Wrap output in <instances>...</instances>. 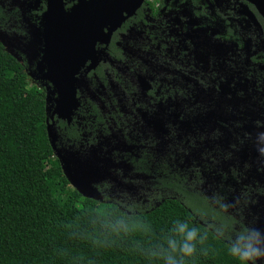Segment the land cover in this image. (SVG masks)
Instances as JSON below:
<instances>
[{"label": "flooded vegetation", "instance_id": "flooded-vegetation-1", "mask_svg": "<svg viewBox=\"0 0 264 264\" xmlns=\"http://www.w3.org/2000/svg\"><path fill=\"white\" fill-rule=\"evenodd\" d=\"M98 1L61 0V10L70 12L77 8V17L64 15L67 22L90 17ZM102 1L115 7L108 13L119 12L123 19L111 31L103 28L94 45L93 59L85 58L88 45L83 52V41L67 42L65 50L72 54L68 59H60L72 70L69 89L73 88L74 93L64 105L65 109H61L63 116L56 111L57 90L41 77L53 90L49 120L58 134L56 141L52 138L53 146L50 144L53 154H57L58 162L60 158L65 161L73 179L94 185L93 181L100 182L105 176H111L105 172L108 166L105 162L124 153L125 145L128 151L137 154L138 158L133 160L136 170L147 173L158 160L153 159V152L160 151V146L166 147L161 138L173 132L182 134L185 127L193 128L195 132L187 140L199 135L196 138L202 146L192 150L196 163L189 173L161 164L156 172V191L146 194L147 199L155 195L159 200L157 204L125 205L106 198L101 201L114 203L127 213H138L163 200L175 199L185 206L192 205L197 210L194 216L198 222L206 220L217 224L231 240L235 225L249 229L247 221L226 213L221 198L240 192L243 196L240 204H243V199L249 196L250 187L245 185L247 164L232 152L233 146L239 147L247 141L243 134L240 141L236 137L238 130L245 132V109L257 105L259 111L253 113V117L257 120L264 116V16L257 7L264 0ZM137 1L141 2L131 10L130 6ZM79 2L83 5L81 9ZM50 3L51 0L47 7V0H0V31L19 53L34 55L25 56L24 62L17 59L24 68L25 63L34 66L37 57L34 67L45 69L43 58L61 49L63 42L56 38L57 31H50L53 26L43 18ZM48 18L56 22L61 16ZM58 33L60 37L64 32ZM137 34H141L143 40H138ZM121 86L123 95L119 94ZM39 87L46 93L44 86ZM172 97L181 106L185 101L194 106L192 111H182L181 115L177 108L169 113V117L176 119L175 124L166 117L167 100ZM127 98L132 100L133 106H129L126 116L119 102L127 108ZM206 114L213 124L209 128H196L200 124L193 119H203ZM108 119L118 120L124 129L127 135V141L123 139L124 146H120V142L116 146L118 142H114L110 134L105 136ZM205 133H209L208 143H203ZM233 133L237 141L234 144L230 139ZM62 172L71 184L68 185L76 189L63 169ZM253 181L259 183V192L253 195H264V184L260 180ZM206 182H210L211 187ZM92 187L102 197L98 186ZM213 210L231 219L230 224L208 217V212Z\"/></svg>", "mask_w": 264, "mask_h": 264}, {"label": "trees", "instance_id": "trees-1", "mask_svg": "<svg viewBox=\"0 0 264 264\" xmlns=\"http://www.w3.org/2000/svg\"><path fill=\"white\" fill-rule=\"evenodd\" d=\"M45 107L44 89L0 42V264H249L190 204L167 199L127 213L70 187L49 160ZM208 217L231 222L214 210Z\"/></svg>", "mask_w": 264, "mask_h": 264}, {"label": "rangeland", "instance_id": "rangeland-1", "mask_svg": "<svg viewBox=\"0 0 264 264\" xmlns=\"http://www.w3.org/2000/svg\"><path fill=\"white\" fill-rule=\"evenodd\" d=\"M48 3L49 0H47V7H48ZM60 5L63 6L61 3ZM141 36H142L141 34H137L138 40H143ZM0 37L8 47L9 51H11L15 55V57L20 61L24 62L23 58L25 56L28 57L34 56V55H25L27 53H22V54L19 53L20 51L12 47L10 41L8 40V37L1 31H0ZM129 40L130 39H128V41ZM35 62H34V66H35ZM30 65L31 63H25V68L29 74V77L31 78L32 83L38 86L39 85L44 86L46 89V95H47L46 114L43 118V121L45 122L46 127L49 126L50 134L52 138L55 139L56 141L58 137L57 129L56 127H54L53 124H51L49 120L50 109L52 106L51 96L53 90L49 86V84L46 83L41 78L42 70H44L43 67L37 70L36 67ZM120 93L122 95L124 93L122 86L119 88V94ZM171 99L167 100L166 117L168 118L169 121H173L175 124L176 119H174L173 117H169L168 115L169 113L174 112V110L177 108V113L181 115L182 111L185 112L192 111L194 106L189 101H185L181 106L177 99L173 97ZM126 102L128 103L127 108L121 105V101L119 102L121 107V112L125 115L127 114L126 111H128L129 106L130 107L133 106L132 100L130 98L129 99L127 98ZM109 109L110 106L108 105L107 110ZM257 111H259V107L257 105L250 106L245 109V113L247 114L245 120L247 122L245 126V132L238 130L236 137L238 138V141H240V136L243 134V136L247 138V141L244 143V145H240L239 147L233 146L234 151L232 152V155L237 153L238 156H241L242 160L247 164L248 169H246L247 171L245 173V177H246L245 185L250 187L248 188L249 196L243 199V204H240L241 197L243 198L240 192L237 194L228 195L225 197L226 199L221 198L222 202H224V209L227 214H231L236 219L239 218L240 220L242 219L243 221L248 222L249 229L247 230L239 229L238 227L236 228L237 225H235L234 230L236 231L234 234L231 235L232 236L231 242H233L234 244H239V246L243 250L244 256L252 249L260 248V245L264 244V240L262 238L264 237V195L262 196L253 195V193L259 192V187H257L259 183L253 180H257V181L260 180L261 183L264 184V116H262L263 117L262 119L256 120L253 117V113L256 114ZM106 114L108 115L109 113ZM126 116L124 118H126ZM206 116H208V114H206L203 117V119H199V118L193 119L194 123L200 124L196 128H201V127L209 128L210 124H213L211 123V118H208ZM201 121H203V124H201ZM142 123H144V119H142ZM107 126L108 127L104 131L105 136H107V134H110L112 137H114V142H118V144H115L116 146L119 145V142H120V146H124L125 144L123 143V139L127 141V135L125 134V131L124 129H122L118 120L108 119ZM255 128H258V131H256ZM194 132L195 130L193 128L185 127L183 128L182 134H177L176 132H173L172 133L173 135H168L166 136V138L160 137L163 144L166 147L160 146L159 147L160 151L159 150L155 151L156 154L153 152L154 155L153 159H158V160L155 163H153L155 167L153 169H148L147 173L139 172L136 170L133 164V160L138 158L135 157L137 154L135 155L130 151H128V148L125 145L124 153H121L120 156L115 155L114 159H112L111 157L110 158L107 157L109 161L105 162L106 164H108V166L105 169V172L106 174L110 173L111 176H105L103 179L100 180V182L93 181L94 185L92 184V182H89V184H91L92 186H98L99 191H101L103 194L102 200L106 198L110 201L119 202L125 205H134L135 203H138L139 205L141 203L157 204L159 200H157L155 195L153 196V198L147 199L146 194L156 191L154 185L155 179L157 178L156 172L157 170H160V167L162 166L161 164L165 163L167 166L171 168L177 169L179 171H182L183 169L188 171V173L194 167L196 163V157L194 156V152L192 150L195 148L202 147L199 146L200 140L196 138L199 135L193 136L189 140H187V138L191 136L192 133ZM204 137L206 138V140H204L203 143H208L210 141L208 140L209 133H205ZM230 139L232 141V144L237 142L235 140L234 133ZM105 142H107V139L105 140ZM58 159L59 158L57 154L54 153L49 160H51L52 162L55 161L58 162L59 161ZM58 163L60 164L61 169L64 170L61 163L60 162ZM129 164L131 167H129ZM127 168H130L129 172H127ZM45 172L47 175L52 173L50 165H47ZM254 174L255 177L252 178ZM186 176L191 177L188 174ZM67 183L71 185L69 181ZM206 185L211 187L210 182H206ZM250 200H252L253 202L248 203V201ZM258 200L260 203L259 207H257ZM259 227L262 228L261 236L256 235ZM260 249L264 250L263 248ZM247 261L249 264H264V256H259L254 259H247Z\"/></svg>", "mask_w": 264, "mask_h": 264}, {"label": "water", "instance_id": "water-1", "mask_svg": "<svg viewBox=\"0 0 264 264\" xmlns=\"http://www.w3.org/2000/svg\"><path fill=\"white\" fill-rule=\"evenodd\" d=\"M60 1L61 0H51L49 10L47 11V13H45L44 18L48 25L51 24L53 26V28L49 30L57 31L56 38L58 40L59 39L62 40L63 44L61 46L60 51L57 49L56 50L54 49L55 52H51V54L47 53L46 57L43 58L45 59V69H44L45 71H42L41 77L51 82L53 86L55 87V89L57 90L59 97L57 100L58 102H57L56 111H58L60 115L63 116L64 112H62L61 109H65L64 105L67 103L69 99H71L74 93L73 88H72V91L69 89V86L71 85V82H72V79H71L72 70L68 69V67H65V64H64L65 60L60 59V58L68 59L70 57V54H72L71 52L65 50V48H68L67 42L68 41L69 42L70 41H83V44H84L83 52L86 49V45H88V54H86V51H85V58L88 57V58L93 59L94 45L96 41L100 39V34L103 28L108 27L109 31H111L117 25H119L123 17H122V14L119 12L114 13L112 11L111 13H108L107 11L113 8L114 6H108L106 5L107 2L100 0L97 2L98 6L96 7L94 11L95 13L92 14L90 17L82 16L78 19H72V20H69V22H67L65 20L66 18H64V15L66 16L72 15V16L77 17V14H76L77 8L74 7L70 12H64L61 10ZM140 2L141 1H137L136 4L130 6L131 10H134L139 5ZM82 6H83L82 3H80V9ZM257 7L260 13L264 16V3L257 5ZM113 9H115V7ZM52 15H55L57 17L61 16V18L56 19V22H55V20H53L54 18L52 19L48 18ZM58 32H64V33H62L60 37L59 36L57 37V35L59 34ZM47 38L48 40H50L49 34L47 35ZM0 42L2 43L1 40ZM2 45L5 47V49L10 54H12L15 57V55L11 51H9V49L6 48V46L3 43ZM45 110H46V107H45ZM46 128H47L46 132H47L49 143L53 146L52 136L50 134L49 126H47ZM60 162H61L62 167L64 168V173L66 177L70 180L72 185L77 189V191L81 195L87 198L94 199V200H100V201L102 200L100 193L94 187H92L88 182L83 181V180H75L70 176V174L67 171L65 161L62 158H60ZM261 230L262 228L260 227L257 230V233L260 236L262 235ZM262 238L264 240V237ZM260 248L264 249V244L260 245Z\"/></svg>", "mask_w": 264, "mask_h": 264}, {"label": "clouds", "instance_id": "clouds-1", "mask_svg": "<svg viewBox=\"0 0 264 264\" xmlns=\"http://www.w3.org/2000/svg\"><path fill=\"white\" fill-rule=\"evenodd\" d=\"M256 235H258V233H256ZM194 237H195L194 231L188 233V240H192V239H194ZM184 251L186 253L190 254L193 251V248L190 245L186 244L184 246ZM259 256H264V250H261L260 248H254L250 252L246 253L244 258L245 259H254V258L259 257Z\"/></svg>", "mask_w": 264, "mask_h": 264}, {"label": "bare ground", "instance_id": "bare-ground-1", "mask_svg": "<svg viewBox=\"0 0 264 264\" xmlns=\"http://www.w3.org/2000/svg\"><path fill=\"white\" fill-rule=\"evenodd\" d=\"M1 41H2V43L6 46V44L3 42V40L2 39H0ZM6 48H8L7 46H6Z\"/></svg>", "mask_w": 264, "mask_h": 264}]
</instances>
